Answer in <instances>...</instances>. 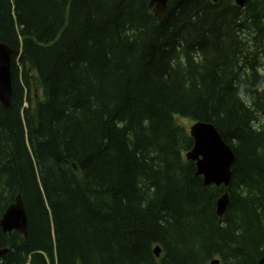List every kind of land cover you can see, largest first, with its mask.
<instances>
[{
    "label": "trees",
    "instance_id": "trees-1",
    "mask_svg": "<svg viewBox=\"0 0 264 264\" xmlns=\"http://www.w3.org/2000/svg\"><path fill=\"white\" fill-rule=\"evenodd\" d=\"M150 2L0 0V219L18 196L28 217L0 264H264V0ZM179 120L232 148L229 189Z\"/></svg>",
    "mask_w": 264,
    "mask_h": 264
},
{
    "label": "water",
    "instance_id": "water-1",
    "mask_svg": "<svg viewBox=\"0 0 264 264\" xmlns=\"http://www.w3.org/2000/svg\"><path fill=\"white\" fill-rule=\"evenodd\" d=\"M168 2L169 0H151L150 7L159 21L164 18ZM244 3L245 0H237L240 7ZM12 54L13 51L7 45L0 43V105L5 108L10 107L13 95ZM191 137L195 143L193 150L187 154V159L196 163L197 175L203 177L206 186L229 188L233 177L232 167L236 160L232 148L212 124L196 123L191 128ZM229 202L228 193L219 199L217 213L220 217L225 215ZM0 227L4 233L16 231L25 236L28 234V217L21 196L8 208L0 220ZM7 253L8 250H0V258ZM155 253L159 256L160 249L157 248ZM211 264L220 262L213 261Z\"/></svg>",
    "mask_w": 264,
    "mask_h": 264
},
{
    "label": "rangeland",
    "instance_id": "rangeland-1",
    "mask_svg": "<svg viewBox=\"0 0 264 264\" xmlns=\"http://www.w3.org/2000/svg\"><path fill=\"white\" fill-rule=\"evenodd\" d=\"M179 121L181 125L184 126V128H186L188 132H190V129L194 123L189 120H179Z\"/></svg>",
    "mask_w": 264,
    "mask_h": 264
},
{
    "label": "bare ground",
    "instance_id": "bare-ground-1",
    "mask_svg": "<svg viewBox=\"0 0 264 264\" xmlns=\"http://www.w3.org/2000/svg\"><path fill=\"white\" fill-rule=\"evenodd\" d=\"M11 105V104H10ZM28 235V234H27Z\"/></svg>",
    "mask_w": 264,
    "mask_h": 264
}]
</instances>
